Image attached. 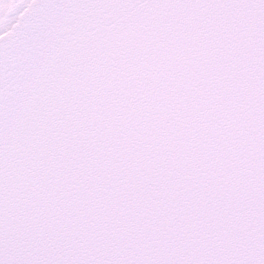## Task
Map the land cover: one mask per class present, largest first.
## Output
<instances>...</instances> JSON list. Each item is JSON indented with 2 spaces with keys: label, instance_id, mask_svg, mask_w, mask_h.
Here are the masks:
<instances>
[{
  "label": "snow or ice",
  "instance_id": "1",
  "mask_svg": "<svg viewBox=\"0 0 264 264\" xmlns=\"http://www.w3.org/2000/svg\"><path fill=\"white\" fill-rule=\"evenodd\" d=\"M0 264H264V0H0Z\"/></svg>",
  "mask_w": 264,
  "mask_h": 264
}]
</instances>
